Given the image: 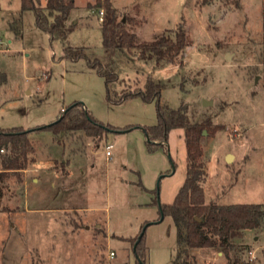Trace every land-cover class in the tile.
Listing matches in <instances>:
<instances>
[{
  "label": "rangeland",
  "instance_id": "obj_1",
  "mask_svg": "<svg viewBox=\"0 0 264 264\" xmlns=\"http://www.w3.org/2000/svg\"><path fill=\"white\" fill-rule=\"evenodd\" d=\"M74 1L72 30L52 40L21 0H0V128L50 124L74 103L111 128L31 132L29 171L0 189V264H137L133 239L142 231L147 264H173L178 229L159 207L186 178L184 130L150 150L144 127L157 123L156 103H113L107 93L118 98L152 78L162 102L184 104L192 121L211 118L215 129L202 138L207 203H263L264 0H111L140 41L185 29L191 46L164 68L137 50L108 51L96 0ZM65 47L85 56L66 58ZM87 57L112 63L118 78L107 85ZM235 243L229 257L219 248L192 253L197 264H264V222Z\"/></svg>",
  "mask_w": 264,
  "mask_h": 264
},
{
  "label": "trees",
  "instance_id": "obj_2",
  "mask_svg": "<svg viewBox=\"0 0 264 264\" xmlns=\"http://www.w3.org/2000/svg\"><path fill=\"white\" fill-rule=\"evenodd\" d=\"M75 5L74 0H46L44 6L40 0H21V9L32 10L38 28L46 31L52 40L64 39L72 30L68 18ZM90 7L104 10L101 20L103 46L108 51L116 49L137 50L139 59L152 62L157 68L173 65L191 46L192 40L182 26L155 36L151 41H140L136 33L126 29V22L119 19L117 9L111 0H96ZM129 22L128 18H125ZM65 57L79 59L85 56L82 49L65 47ZM88 65L104 76L107 85L118 78L112 63L105 64L99 59H89ZM162 85L148 78L144 87L135 91H125L118 98L107 93V99L121 103L129 98L140 97L146 102L156 103L158 121L145 126L149 149L165 147L173 129H183L186 143L187 173L182 186L172 203L160 204V214L173 218L178 229L177 254L173 264H197L192 253L194 249L219 248L227 257L235 248V241L242 239L248 230L258 229L264 222L263 203H235L219 205L205 198L204 184L207 179L206 162L203 160V131L215 129L212 119L192 121L183 104L172 108L161 100ZM74 103L58 120L34 128H0V189L6 186L12 175L22 174L32 161L35 147L30 139L33 131L51 130L55 135L83 130L91 136H102L109 126L95 120L84 105ZM4 149L5 152L1 150ZM1 208V206H0ZM197 218H201L198 220ZM138 234L133 239V249L137 264H147V246L145 233L139 241ZM237 263V259L234 264Z\"/></svg>",
  "mask_w": 264,
  "mask_h": 264
},
{
  "label": "water",
  "instance_id": "obj_3",
  "mask_svg": "<svg viewBox=\"0 0 264 264\" xmlns=\"http://www.w3.org/2000/svg\"><path fill=\"white\" fill-rule=\"evenodd\" d=\"M206 104H207V102H206ZM61 117H62V116H61ZM61 117H60V118H61ZM206 134H207V131L204 130V131H203V135H206ZM232 158H233V155H232V154H228V156H227V161L230 162V161L232 160ZM163 217H164V215L162 214V215H161V219H163ZM197 219H198V220H201V218H197ZM144 232H145V231H142V232L140 233V235H139L137 241H139V240L141 239V237L143 236Z\"/></svg>",
  "mask_w": 264,
  "mask_h": 264
},
{
  "label": "built area",
  "instance_id": "obj_4",
  "mask_svg": "<svg viewBox=\"0 0 264 264\" xmlns=\"http://www.w3.org/2000/svg\"><path fill=\"white\" fill-rule=\"evenodd\" d=\"M99 13H100V20L103 19V15H104V10L103 9H100L99 10ZM112 147V144H108L107 145V154L110 155V148ZM2 152L4 151V149L1 150ZM113 254V252H111V255Z\"/></svg>",
  "mask_w": 264,
  "mask_h": 264
},
{
  "label": "crops",
  "instance_id": "obj_5",
  "mask_svg": "<svg viewBox=\"0 0 264 264\" xmlns=\"http://www.w3.org/2000/svg\"><path fill=\"white\" fill-rule=\"evenodd\" d=\"M29 166H30V165H29ZM29 166H28V168H27V169H25V170H24V173H25V172H27V171H29V169H30V167H29ZM59 170H60V168H56V171H59Z\"/></svg>",
  "mask_w": 264,
  "mask_h": 264
}]
</instances>
